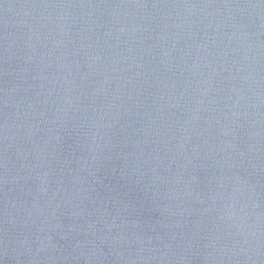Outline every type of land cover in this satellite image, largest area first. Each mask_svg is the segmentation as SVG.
Masks as SVG:
<instances>
[{
	"label": "water",
	"instance_id": "obj_1",
	"mask_svg": "<svg viewBox=\"0 0 264 264\" xmlns=\"http://www.w3.org/2000/svg\"><path fill=\"white\" fill-rule=\"evenodd\" d=\"M0 264H264V0H0Z\"/></svg>",
	"mask_w": 264,
	"mask_h": 264
}]
</instances>
